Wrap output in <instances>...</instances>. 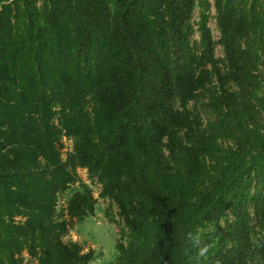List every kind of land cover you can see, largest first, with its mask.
I'll return each mask as SVG.
<instances>
[{"label":"trees","instance_id":"obj_1","mask_svg":"<svg viewBox=\"0 0 264 264\" xmlns=\"http://www.w3.org/2000/svg\"><path fill=\"white\" fill-rule=\"evenodd\" d=\"M263 90L264 0H0V264H264Z\"/></svg>","mask_w":264,"mask_h":264},{"label":"rangeland","instance_id":"obj_2","mask_svg":"<svg viewBox=\"0 0 264 264\" xmlns=\"http://www.w3.org/2000/svg\"><path fill=\"white\" fill-rule=\"evenodd\" d=\"M213 2V0H211ZM199 20V11L196 10L193 18L194 24V39H198L199 33L197 30V21ZM209 25L212 29L213 37L217 41L220 37V32L215 20V13L212 11ZM216 55L218 57H224L223 49L218 45L216 47ZM264 92V90H263ZM70 148V142H66V149L64 150V155L66 151ZM81 178L89 184L86 171L80 170ZM95 196H98L99 189L94 187ZM109 204L108 200L99 199V206L97 213L93 217H89L80 221L76 229L73 230L69 236L65 238L66 241L74 240L79 241L84 244L85 249H95L97 253H101L98 259H96L95 264H114L117 256L116 242L119 237L120 226L117 222H109L105 216L104 210ZM117 208L114 205L112 208L113 214L116 215ZM118 220V217H116Z\"/></svg>","mask_w":264,"mask_h":264}]
</instances>
